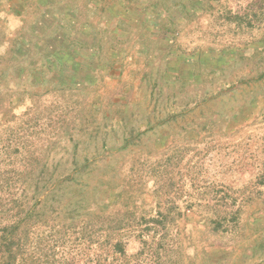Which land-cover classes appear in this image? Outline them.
I'll return each instance as SVG.
<instances>
[{"label":"rangeland","instance_id":"obj_1","mask_svg":"<svg viewBox=\"0 0 264 264\" xmlns=\"http://www.w3.org/2000/svg\"><path fill=\"white\" fill-rule=\"evenodd\" d=\"M59 1L0 0V264H264V0ZM66 4L127 57L45 68Z\"/></svg>","mask_w":264,"mask_h":264},{"label":"trees","instance_id":"obj_2","mask_svg":"<svg viewBox=\"0 0 264 264\" xmlns=\"http://www.w3.org/2000/svg\"><path fill=\"white\" fill-rule=\"evenodd\" d=\"M105 1L102 0L101 3ZM115 3L122 5L124 8H119L121 11H125V8H127L133 0H113ZM159 0H149V3H152L154 7H156V2ZM59 0L58 3L59 4ZM90 3V0L89 2ZM114 3V4H115ZM98 8V10L96 9ZM100 8V9H99ZM116 8V5H110L109 4V14L113 17V22L115 23L113 26H110L108 24L105 28L101 29V27L94 25L90 21L86 20L89 16L90 10H88V5L85 4L83 8L81 7H76L74 8L73 5H63L61 11L59 10L60 8L56 9L57 15L56 20L50 24V26H46L48 34L46 35L45 39L43 40V48L44 51L47 52V54L50 56L48 58L53 59V63L48 62V64H45V68H52L54 65L57 67L59 66L64 73L65 69L70 70V66L68 64L69 59L72 58V55H81V58L83 59V56L85 55V60L90 61L87 58L88 55H92L93 59L97 60L99 59L98 54L102 55L107 51V54L111 56L110 58L114 56H120L119 53L123 54L124 57H127V54L125 53L123 49V45L121 43L122 40V34H130V31H128L127 28L123 26L125 23L122 21V18L119 16H116V13L113 11V9ZM93 10L99 14L104 15L106 12L105 8H101L100 6L98 7H92V12ZM59 11V12H58ZM74 18V20L78 19H83L86 22L83 21H78L75 22L74 20L73 23L69 21L70 15ZM132 18V17H131ZM105 20L99 21V23H105ZM100 25V24H99ZM105 26V25H104ZM141 26V23H136V21L132 22L130 26H128L131 31L132 28H135V30H138V28ZM45 27V26H44ZM104 34L109 33V39L108 42L111 43H106V41H103L102 36ZM112 35V36H111ZM116 38V40H114ZM109 45V46H108ZM105 46L107 49H105ZM97 53V54H93ZM98 56V57H97ZM81 59V62H82ZM116 64L117 62L114 61ZM64 63H66V67L64 69ZM70 63V62H69ZM108 66V65H107ZM92 65L89 64L87 68L81 69L79 68L78 71H86L87 73L92 74ZM104 68H109V75L111 77H115L116 75L114 73H117L119 69L113 68L112 66L109 65V67L103 66ZM102 68V67H99ZM92 70V71H91ZM79 71V72H80ZM114 72V73H111ZM119 75L122 74V72L118 73ZM93 80H90L88 82H92ZM79 85L82 86V81L79 80L77 82ZM148 128H144L143 131H148L152 127V123L150 121L147 124ZM137 132L136 129H133L132 134H135ZM141 132V131H139ZM140 134V133H139ZM15 231V230H14ZM16 232H5L2 234V241L1 246L2 248L4 247L5 251L3 250V253L10 252L9 256V263L15 262L16 258L14 256V253L12 251L14 247V240L12 237L15 235ZM113 251L115 254H121L125 255V249L123 246V243L121 241H118L115 243L113 246ZM6 257L4 258L5 261ZM17 263V262H15Z\"/></svg>","mask_w":264,"mask_h":264}]
</instances>
